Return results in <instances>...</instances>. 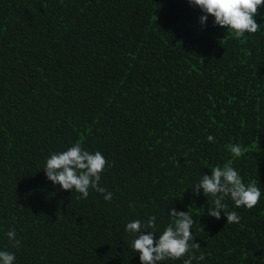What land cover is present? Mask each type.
I'll return each instance as SVG.
<instances>
[{
  "label": "trees",
  "instance_id": "trees-1",
  "mask_svg": "<svg viewBox=\"0 0 264 264\" xmlns=\"http://www.w3.org/2000/svg\"><path fill=\"white\" fill-rule=\"evenodd\" d=\"M203 14L188 0H0V251L14 264H141L126 225L154 216L159 239L173 208L193 216L192 264H264V5L242 38ZM77 142L106 159L110 201L47 179V158ZM225 164L261 190L251 209L225 197L239 223L193 193Z\"/></svg>",
  "mask_w": 264,
  "mask_h": 264
},
{
  "label": "clouds",
  "instance_id": "clouds-1",
  "mask_svg": "<svg viewBox=\"0 0 264 264\" xmlns=\"http://www.w3.org/2000/svg\"><path fill=\"white\" fill-rule=\"evenodd\" d=\"M193 6H198L203 15L200 16V23H206L208 16L214 17V25L226 27L235 33L237 38H242L245 33H255L259 25L254 17L258 14L264 0H188ZM209 142H214V137H207ZM230 152L235 157L243 155L242 146L239 144L229 145ZM107 164L101 152L95 153L85 150L81 143H74L67 150L53 153L46 160L44 171L48 180L53 185H60L63 190L77 191L81 194L78 198H87L89 189L104 195L105 201L112 199V193L101 187L99 182L101 173ZM209 198L211 207L208 215L220 219L221 212L227 217V223H239L240 216L236 211H228L227 205L223 203L225 197L234 201L237 208L244 206L253 208L259 203L261 190L256 184H248L242 181L240 174L230 165L225 164L222 168L217 165L211 169V175H202L193 191L199 194L200 190ZM169 215L174 218L164 229L159 239H155L154 231H147L148 228H155V217H150L147 224L140 220L129 222L126 231L136 236L132 241L133 249L138 252L141 264H160L166 259H179L186 253L188 258L183 264H192L193 260H204V255H195L196 250L201 246L195 242L192 227L194 219L190 211H176L171 209ZM14 246L19 247L20 241L16 239L15 229L6 233ZM15 254L9 251H0V264H14Z\"/></svg>",
  "mask_w": 264,
  "mask_h": 264
}]
</instances>
